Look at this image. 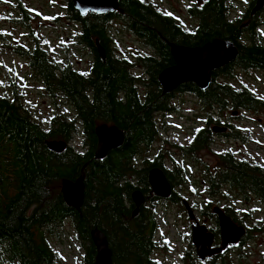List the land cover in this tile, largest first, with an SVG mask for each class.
Wrapping results in <instances>:
<instances>
[{"label":"trees","instance_id":"obj_1","mask_svg":"<svg viewBox=\"0 0 264 264\" xmlns=\"http://www.w3.org/2000/svg\"><path fill=\"white\" fill-rule=\"evenodd\" d=\"M122 5L130 8L127 14L130 29L145 37L160 54L159 59L146 58L138 62L145 71L143 77L130 73L127 60L109 54L110 16L80 17L70 1L68 17L81 22V42L93 50L89 72L78 71L69 63L51 58L40 45L28 53L29 67L40 78L47 93L61 95L74 107L83 130L80 149L73 145L78 129L73 121L55 115L43 129L22 109L14 92L12 96L0 95V255L10 263L51 264L53 253L44 241V233L61 225L70 215L85 250L84 264H94L96 250L90 237L93 228L105 234L113 264H156L151 260L156 247L153 213L142 206L131 221V207L127 203L136 188L145 194L146 202L149 197L159 199L151 193L148 184L147 173L152 168L162 169L171 186L183 182L179 169L165 167L160 154L153 158L143 155L155 135L151 113L173 109L169 104L171 97L162 93L157 81L160 71L173 65L170 43L197 47L214 38L234 42L237 56L212 72V82L206 89L200 90L189 82L175 91L198 99L209 109L208 113L229 107L264 110V96L247 87L236 88L228 80L238 69L264 72V45L256 40L258 23L255 20L246 25L229 22L219 0H209L206 9L198 14L199 29L186 34L170 17L134 0H125ZM137 86L144 89L139 91ZM212 122L209 116L206 127L197 128L189 145L181 148L190 158L197 159V152L212 142ZM103 123L122 129L124 140L120 148L97 159L94 157L95 127ZM50 140H62L68 145L55 153L46 147ZM217 156L214 170L206 168L204 171L211 176L210 190L229 184L241 192L249 190L264 201V167L237 158L230 150ZM137 159L142 160L141 168L136 165ZM81 172L84 199L76 211L64 202L61 182L74 181ZM204 207L207 210L210 206L206 203ZM210 216L215 218L213 214ZM215 229L218 231L217 227ZM257 230L264 232V223Z\"/></svg>","mask_w":264,"mask_h":264},{"label":"rangeland","instance_id":"obj_2","mask_svg":"<svg viewBox=\"0 0 264 264\" xmlns=\"http://www.w3.org/2000/svg\"><path fill=\"white\" fill-rule=\"evenodd\" d=\"M15 3L25 8L26 14L18 7L15 9ZM68 16V0H0V95L12 96L14 92L22 109L43 129L48 127L51 117L60 115L70 120L75 110L61 95L51 96L47 93L40 78L29 67L27 57L20 55L17 50L29 49L37 43L51 58L69 63L78 71L89 72L94 56L90 47L80 41V24ZM258 20L260 23L256 28V40L264 45V15ZM109 34L113 57L123 58V54L135 50L134 44L138 45L119 25L114 24ZM129 64L131 74L143 77L134 62L130 61ZM228 80L236 88L247 87L257 95L264 96V72L261 70L238 69ZM169 104L172 110L156 115V139L143 155L153 158L160 154L165 167L171 169L175 166L179 169L183 182L172 186L175 193L188 200L202 224L207 228H215L217 222L207 212L214 206H221L218 202L222 198L217 189L221 187L222 192H230L235 197L237 195L223 185L210 190L211 176L204 171L206 168L213 171L217 165V154L225 150L235 152L237 158L264 166V110L243 111L229 107L213 109L210 115L207 107L187 93H176ZM209 116L221 122H230L233 127L231 130L240 131L243 137L235 140L213 134L210 145L197 152V159L190 158L181 148L189 145L197 128L206 127ZM81 128L79 126L73 137V144L78 149L83 141ZM136 164L141 168L142 160L137 159ZM228 202L239 210L238 217L242 220L245 218L244 210L260 219L264 217V205H259V209L248 207L241 198ZM206 203L210 206L207 210L204 207ZM149 207H152L150 209L157 223L153 240L156 247L151 253V260L156 264H189L193 246L190 242V222L183 206L164 204ZM51 230L44 233V241L53 253L51 264H84L85 250L78 235L75 236L73 223L65 219ZM262 254L264 233L256 231L244 248L228 253L216 264H264ZM0 264L13 263L0 255Z\"/></svg>","mask_w":264,"mask_h":264},{"label":"water","instance_id":"obj_3","mask_svg":"<svg viewBox=\"0 0 264 264\" xmlns=\"http://www.w3.org/2000/svg\"><path fill=\"white\" fill-rule=\"evenodd\" d=\"M73 9L80 17L88 14H107L117 9L118 0H69ZM264 7V0H257L251 14ZM100 56L104 58L102 49H99ZM238 49L234 42L214 38L202 46L189 47L182 45H171V55L173 65L160 71L157 77L162 93H172L179 86L192 82L200 90L206 89L212 82V72L224 67L232 62L237 56ZM212 132L224 133L226 128L213 125ZM97 139L94 157L104 158L110 151L118 149L123 144V132L116 126L101 124L95 127ZM66 143L62 140H50L46 142V147L55 153L63 151ZM148 184L151 193L160 199H167L172 194V186L168 182L162 169L155 167L147 173ZM84 174L80 173L74 181L62 180L61 194L66 205L78 211L84 199L85 185L83 183ZM131 200L135 206L132 215H135L138 208L144 203V195L139 189L131 193ZM182 204L187 212V217L192 221L191 244L194 247L195 255L200 261L206 258L219 256L229 245H236L245 235V228L232 221L224 210L219 206L212 208V213L216 215L217 226L220 235V245L213 247L214 234L208 230L206 225L197 221L194 210L186 199ZM90 237L95 246L94 264H113L111 251L105 234L99 229H91Z\"/></svg>","mask_w":264,"mask_h":264},{"label":"flooded vegetation","instance_id":"obj_4","mask_svg":"<svg viewBox=\"0 0 264 264\" xmlns=\"http://www.w3.org/2000/svg\"><path fill=\"white\" fill-rule=\"evenodd\" d=\"M123 1H125V0H118L117 9L114 12L107 13V14H101V15H109L110 16V20L108 23V28H110V30L112 28H114V24L119 25L121 28H123V32H127L129 37L133 38L134 41H136L138 43V45L134 44L135 50L132 53L123 54V56H122L123 58H121V59H125L128 62H130V61L134 62L135 63L134 66L139 68L141 74H143V76H144L145 71L141 67V65L138 64V62L142 61L146 58H148V59L149 58L159 59L158 57L160 56V54L156 50H154L151 45H149V42L145 39V37H140L139 35L134 33L132 31V29H130V21L128 20V15H127L130 8L129 7H123V5H122ZM134 1H135V3H138L141 6L144 5V6L149 7L152 11H154L156 13H160L163 16L170 17L172 19V21H174L180 29L185 31L186 34H191L192 32L195 33L199 29V27L201 25L200 24L201 20H200V17L198 16V14L201 11H203L204 8L206 9V5L208 4L209 0H134ZM14 2H16V0H14ZM219 2L221 3V5L223 7L224 13L226 14V18L229 22H233V23L241 22V25H246V24L250 23L251 20L253 19L256 21L255 23H260V21L258 19L264 15V7L260 8L254 14H251V11L255 7L257 0H246V2H245V0H219ZM16 7H18V9L21 12L26 14V9L23 8L21 5H16V3H15L14 8L16 9ZM167 13H170V15ZM194 14H196V15H194ZM94 15H98V14H94ZM183 16H186V18H183ZM7 19L16 21L15 19H12L9 17ZM75 22L79 23L81 26L80 21L76 20ZM80 41H81V39H80ZM36 45H39V44L35 43V44H33V46L31 48L20 49V50H17V52L20 53V55L27 57V59H28V53H30L32 51L33 47H35ZM171 45L187 46V45H183V44L170 43L169 44L170 53H171ZM109 46H110V41H109ZM87 47H89V46H87ZM90 49H91L92 54H93V50L91 47H90ZM109 54L111 55L110 47H109ZM103 55H104V53H103ZM172 61H173V58H172ZM28 62H29V60H28ZM138 77H140V76H138ZM137 88L139 89V91H141L140 90L141 87L137 86ZM142 89H144V88L142 87ZM176 93L177 92L175 91L171 94H167V96L172 98L173 96L176 95ZM62 99H64V101L68 103V101L65 98L62 97ZM239 110L252 111V110L243 109V108L239 109ZM161 113H167V111L161 112L159 110V111H153V113H151V119L153 120L154 125L156 122V115H160ZM238 116L239 115L237 114L236 117H238ZM211 118H212V116H211ZM212 119H213V122L211 123L210 130H212L213 124L218 125L217 123L223 125V127L226 128V132L214 133V134H218L223 138L235 139V140H241V138L243 137V135L241 134L240 131L231 130L233 127H232V124L230 122H221L219 120H218L219 122H217L216 121L217 119H215V118H212ZM70 120H72L74 122L75 126H77L78 129H79V126L81 127V122L77 119L76 111H75V115ZM103 124H105V123H103ZM106 125L113 126V124H106ZM78 129L76 130L75 133L78 132ZM156 129L157 128L155 126V129L153 128V130L155 132L153 142L156 139V133H157ZM120 130H122V129H120ZM81 132L83 133L82 128H81ZM122 132H123V130H122ZM238 136H240V138H238ZM123 137H124V133H123ZM223 187H226L227 189L229 188V191H231V192H235L237 197H235V195L230 193V192L229 193L228 192L227 193L222 192L223 188L220 187L217 190V192L222 199L220 200V202H218V204L221 205L220 207L222 209H224V212L230 216V218L232 219V221L234 223H236L237 225H242L245 228V235L239 241V243H237L236 245H229L219 256L206 258L204 261H200L196 257L194 247H192L191 250L193 251V254H192V259L190 260L189 264H199L198 262H200L201 264H216L218 261H221L222 258L225 255H227L228 253L235 251L237 249H240V248H244L250 242V238L256 234V231H258L259 233H262L261 231H259L257 229H259L262 226V223H264V217L260 219L256 216H254L255 214L250 215L246 210H244L243 213H244L245 218L242 220L240 217H238V211L239 210H237V208H235V206L233 208L232 204L229 203L228 201L241 198V199L245 200V204L248 207L254 206L255 209L256 208L259 209V205H264V201L259 199L258 197H256L249 190H247V191L245 190L244 192H241L238 189L233 188L229 184H226V185L224 184ZM136 189H138V188H136ZM143 195L145 198V194H143ZM178 196L179 195L175 193L174 188H173L171 196L168 197L167 199H160V198L159 199H154V198L150 199V197H149L148 202H146L144 200V203L138 208V211L136 212V214L132 215V212L134 211L135 206L131 200V194H130V202L127 203L131 207V212H130L131 213L130 214L131 219L130 220L132 221L134 218H136V216L140 213L142 206L150 209L152 207H149V205L150 206H156V207H159V206L164 205V204L178 205V206H179V204L182 205L183 198H181L179 196L180 198H179V202H178L177 201ZM202 197H204V196L202 195ZM224 200L226 201V203H224ZM252 202H255V203L251 204ZM184 210H185V208H184ZM185 212H186V210H185ZM207 213H208V215L212 214L211 211H208ZM186 216H187V212H186ZM152 218L155 222V226L157 227V223L155 221L154 213H153ZM215 219H217V218L215 217ZM67 220H70L73 223L70 215L67 217ZM189 222H190L189 225L191 228L192 222L191 221H189ZM216 227L218 228L217 223H216ZM73 229L75 231L74 232L75 236L78 235V229L74 225V223H73ZM93 229H97V228H93ZM208 230H210L214 234V243L212 246L213 247L219 246L220 245L219 229H218V231H216L215 228H208ZM155 233H156V231H155ZM153 240H154V237H153ZM194 258H196V259H194ZM263 258H264V254L261 255V260H264Z\"/></svg>","mask_w":264,"mask_h":264},{"label":"snow or ice","instance_id":"obj_5","mask_svg":"<svg viewBox=\"0 0 264 264\" xmlns=\"http://www.w3.org/2000/svg\"><path fill=\"white\" fill-rule=\"evenodd\" d=\"M245 2H246V0H245ZM167 14H169V15H170V13H167ZM0 83H2V82H0Z\"/></svg>","mask_w":264,"mask_h":264}]
</instances>
